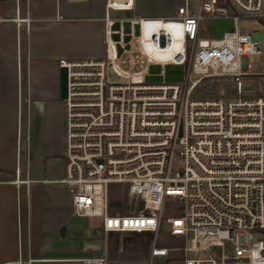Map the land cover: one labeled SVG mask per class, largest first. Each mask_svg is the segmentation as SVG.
<instances>
[{
  "label": "built area",
  "instance_id": "built-area-1",
  "mask_svg": "<svg viewBox=\"0 0 264 264\" xmlns=\"http://www.w3.org/2000/svg\"><path fill=\"white\" fill-rule=\"evenodd\" d=\"M135 7L106 0L102 60L59 61L68 70L59 182L70 188L74 215L100 218L109 243L156 235L151 259L264 264V72L248 62L263 51V36L235 29L201 38L210 18L264 23V0H202L196 13L185 0L176 15L159 17L135 16ZM151 64L185 66L186 80L146 84ZM108 67L128 82L110 84ZM114 187L125 190V204L112 199ZM162 227L180 244L160 245Z\"/></svg>",
  "mask_w": 264,
  "mask_h": 264
},
{
  "label": "crops",
  "instance_id": "crops-1",
  "mask_svg": "<svg viewBox=\"0 0 264 264\" xmlns=\"http://www.w3.org/2000/svg\"><path fill=\"white\" fill-rule=\"evenodd\" d=\"M105 4L0 1V264H83L103 256L115 264L118 244L80 228L76 221L84 219L73 213L70 188L59 182L65 176L59 61L104 58Z\"/></svg>",
  "mask_w": 264,
  "mask_h": 264
},
{
  "label": "rangeland",
  "instance_id": "rangeland-1",
  "mask_svg": "<svg viewBox=\"0 0 264 264\" xmlns=\"http://www.w3.org/2000/svg\"><path fill=\"white\" fill-rule=\"evenodd\" d=\"M202 0H188L190 10L193 13L198 11V7ZM185 0H136V7L133 11L135 16L144 17H158V16H174L178 12V9L184 5ZM233 9V8H232ZM235 12V11H234ZM237 14V13H235ZM116 17L130 16L126 13H115ZM235 29L248 30L249 32H259L263 36V51L260 54L250 55L248 62L251 65V71L264 72V23L257 18H242L239 17L236 21L231 18H210L206 19L202 26V39L217 40L221 39L225 32H231ZM135 49L133 44V50ZM107 81L110 84H126L127 79L118 76L111 67H108L106 71ZM186 80V67L174 64L168 65H156L151 64L148 67L147 73L144 76L146 84H183ZM263 90H264V78ZM231 88V92H232ZM62 104L64 101L61 100ZM63 105V117L65 122V111ZM24 145L26 140L23 139ZM25 151L23 157H25ZM22 174V172H20ZM16 176V171L14 177ZM112 199L119 204H125L127 202V195L123 188H113ZM76 223L81 229H85L90 236L101 238L102 242L104 234L102 232V222L98 217H90L84 220H77ZM156 235L154 234H125L113 236L114 244L116 246V252L113 253L111 259L115 264H171L175 259L177 253H171L168 257H155L151 259V249L154 245ZM160 245H177L180 244V237H172L166 231L165 227H162L157 237Z\"/></svg>",
  "mask_w": 264,
  "mask_h": 264
},
{
  "label": "water",
  "instance_id": "water-1",
  "mask_svg": "<svg viewBox=\"0 0 264 264\" xmlns=\"http://www.w3.org/2000/svg\"><path fill=\"white\" fill-rule=\"evenodd\" d=\"M129 41V38L128 40ZM130 48V45L127 44L126 45V49H129ZM118 50H119V54L122 53L123 51V48H121L120 45H118ZM59 85H60V99L61 100H65L67 98V90H68V70L67 68L65 67H62L60 68V71H59ZM65 231H66V227L63 226L61 228V231H60V234L63 236L65 235Z\"/></svg>",
  "mask_w": 264,
  "mask_h": 264
},
{
  "label": "bare ground",
  "instance_id": "bare-ground-1",
  "mask_svg": "<svg viewBox=\"0 0 264 264\" xmlns=\"http://www.w3.org/2000/svg\"><path fill=\"white\" fill-rule=\"evenodd\" d=\"M161 57H163V58H168V57H171L172 56V54L171 53H168L167 55H160ZM15 181H17V180H15ZM19 182V181H18Z\"/></svg>",
  "mask_w": 264,
  "mask_h": 264
},
{
  "label": "trees",
  "instance_id": "trees-1",
  "mask_svg": "<svg viewBox=\"0 0 264 264\" xmlns=\"http://www.w3.org/2000/svg\"><path fill=\"white\" fill-rule=\"evenodd\" d=\"M0 1H4V0H0ZM25 81H26V79H25Z\"/></svg>",
  "mask_w": 264,
  "mask_h": 264
}]
</instances>
